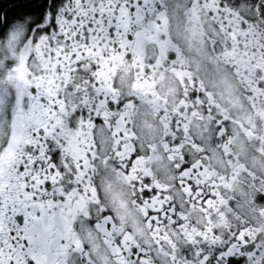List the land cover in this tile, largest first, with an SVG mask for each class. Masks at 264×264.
<instances>
[{
	"label": "snow or ice",
	"instance_id": "snow-or-ice-1",
	"mask_svg": "<svg viewBox=\"0 0 264 264\" xmlns=\"http://www.w3.org/2000/svg\"><path fill=\"white\" fill-rule=\"evenodd\" d=\"M0 264H264V0H0Z\"/></svg>",
	"mask_w": 264,
	"mask_h": 264
}]
</instances>
